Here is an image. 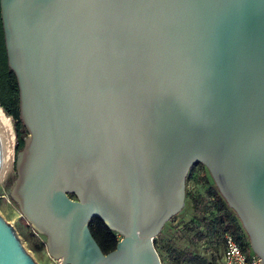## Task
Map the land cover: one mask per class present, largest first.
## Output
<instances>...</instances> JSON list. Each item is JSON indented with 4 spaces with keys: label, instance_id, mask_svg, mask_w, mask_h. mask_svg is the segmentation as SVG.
Instances as JSON below:
<instances>
[{
    "label": "water",
    "instance_id": "obj_1",
    "mask_svg": "<svg viewBox=\"0 0 264 264\" xmlns=\"http://www.w3.org/2000/svg\"><path fill=\"white\" fill-rule=\"evenodd\" d=\"M1 8L29 129L14 191L60 264H162L154 239L198 162L264 264V0ZM93 217L121 234L115 249L102 250ZM0 264H39L1 214Z\"/></svg>",
    "mask_w": 264,
    "mask_h": 264
},
{
    "label": "rangeland",
    "instance_id": "obj_2",
    "mask_svg": "<svg viewBox=\"0 0 264 264\" xmlns=\"http://www.w3.org/2000/svg\"><path fill=\"white\" fill-rule=\"evenodd\" d=\"M6 113L10 116L14 128L17 155L22 150H18L19 121L7 111ZM21 124L22 133L26 138L29 129L23 120ZM18 177L17 170L6 182L0 183V214L16 228L23 245L39 264H60L61 258L52 256L47 248V235L31 225L13 195ZM219 193L221 194L206 165L197 163L190 169L182 209L166 221L154 239L162 264H220L223 249L218 243L222 232V214L228 209L234 217V211L231 207L219 209L220 203L215 200ZM206 207H209L208 212L205 211ZM240 234L243 235L246 251L249 254L254 253L251 243L247 242L250 239L246 230Z\"/></svg>",
    "mask_w": 264,
    "mask_h": 264
},
{
    "label": "trees",
    "instance_id": "obj_3",
    "mask_svg": "<svg viewBox=\"0 0 264 264\" xmlns=\"http://www.w3.org/2000/svg\"><path fill=\"white\" fill-rule=\"evenodd\" d=\"M0 82H1L0 84L1 91L9 95L10 97L11 105H9V107L12 108V111H7L6 107H4V109L6 108L8 114L12 115L15 119L19 121V123H17V131L19 137L18 150H20L24 147L25 136L22 133V124H21L22 119L20 115V106H19V86H18L17 77L8 64V57L6 55L5 49L3 48L2 35L0 37ZM0 104L2 106L4 105V103H0ZM71 196L76 197V194L73 193L71 194ZM215 200H218V203H220L219 205L220 210H223L226 207H228V204L226 203L223 195L221 194L217 195V197H215ZM208 209L209 207H206L205 211L208 212L209 211ZM222 215L224 216L222 217L221 220L222 228L220 229V232L225 230L232 231L237 235L238 239L243 244V235L240 234L241 231H244L242 222L239 223L235 221L233 215L231 213H228L227 211H224ZM89 226L93 236L95 237V239L97 240L98 244L100 245V247L104 252H109L116 248L120 240V234L118 233V231L110 228L101 217H93L92 220L90 221ZM247 242H250V240ZM243 245L245 247V244Z\"/></svg>",
    "mask_w": 264,
    "mask_h": 264
},
{
    "label": "bare ground",
    "instance_id": "obj_4",
    "mask_svg": "<svg viewBox=\"0 0 264 264\" xmlns=\"http://www.w3.org/2000/svg\"><path fill=\"white\" fill-rule=\"evenodd\" d=\"M0 128L2 130L3 138H4V146H5V164L2 173L0 174V183L6 182L12 174H14L15 171L18 170V173H20V170L23 167V163L25 161L26 157V150L22 149L18 152L16 155L15 151V134H14V128L12 125V121L10 116L8 117L0 105ZM18 180V179H17ZM17 184V181H16ZM15 184V187H16ZM14 187V189H15ZM14 193V197L16 199H19L18 195Z\"/></svg>",
    "mask_w": 264,
    "mask_h": 264
},
{
    "label": "built area",
    "instance_id": "obj_5",
    "mask_svg": "<svg viewBox=\"0 0 264 264\" xmlns=\"http://www.w3.org/2000/svg\"><path fill=\"white\" fill-rule=\"evenodd\" d=\"M222 261L220 264H263L262 258L255 254H249L237 235L230 230L220 233Z\"/></svg>",
    "mask_w": 264,
    "mask_h": 264
},
{
    "label": "flooded vegetation",
    "instance_id": "obj_6",
    "mask_svg": "<svg viewBox=\"0 0 264 264\" xmlns=\"http://www.w3.org/2000/svg\"><path fill=\"white\" fill-rule=\"evenodd\" d=\"M0 27H1V32H0V37H1V35H2V39H3V48L5 49V51H6V55H7V48H6V42H5V33H4V28H3V21H2V8H1V0H0ZM7 57H8V55H7ZM0 84H1V82H0ZM10 97H9V95H7L6 93H4V92H2L1 91V85H0V103H4V105H3V107H6L7 108V111H12V108L11 107H9V105H11V103H10ZM19 106H20V93H19ZM6 108H5V110H6ZM198 163H200V164H203V163H201V162H198ZM197 163H195L192 167H194L195 165H196ZM226 200V199H225ZM227 202V201H226ZM227 204H228V202H227ZM228 207H231L229 204H228ZM232 208V207H231ZM233 209V208H232ZM233 211H234V220L235 221H239L240 220V218H239V216H238V214H237V212L233 209ZM227 212L228 213H230L229 212V210L227 209ZM234 222V221H233ZM210 223V222H209ZM208 223V224H209Z\"/></svg>",
    "mask_w": 264,
    "mask_h": 264
}]
</instances>
